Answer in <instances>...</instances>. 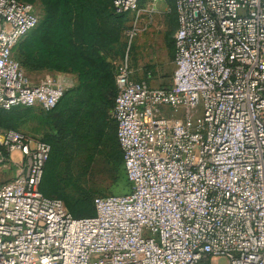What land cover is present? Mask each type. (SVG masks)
I'll use <instances>...</instances> for the list:
<instances>
[{"label":"built area","instance_id":"obj_1","mask_svg":"<svg viewBox=\"0 0 264 264\" xmlns=\"http://www.w3.org/2000/svg\"><path fill=\"white\" fill-rule=\"evenodd\" d=\"M173 4L169 85L128 66L116 76L130 193L97 197L94 216L75 218L41 192L51 145L0 133V264H264V0ZM112 7L142 16V0ZM40 21L32 4L0 0L1 110L51 112L73 87L33 83L15 59Z\"/></svg>","mask_w":264,"mask_h":264},{"label":"rangeland","instance_id":"obj_2","mask_svg":"<svg viewBox=\"0 0 264 264\" xmlns=\"http://www.w3.org/2000/svg\"><path fill=\"white\" fill-rule=\"evenodd\" d=\"M21 1L32 4L41 21L18 44L15 59L33 83L67 77L74 84L54 112L39 107L0 109V133L14 128L35 139H50L53 150L43 192L60 199L74 216L89 217L91 205L69 197L129 191L123 163L113 160L116 76L128 66L137 81L169 85L178 31L173 0H142L138 22L134 15L115 16L111 0ZM13 157L18 160L20 155ZM112 166L121 169L115 182ZM216 264L228 261L220 258Z\"/></svg>","mask_w":264,"mask_h":264},{"label":"trees","instance_id":"obj_3","mask_svg":"<svg viewBox=\"0 0 264 264\" xmlns=\"http://www.w3.org/2000/svg\"><path fill=\"white\" fill-rule=\"evenodd\" d=\"M25 2V1H24ZM111 2H112V0H111ZM29 3V2H28ZM112 9H113V7H112ZM173 9H174V4H173ZM174 11H175V9H174ZM113 14L115 15V16H118V17H123V16H119V15H116L115 13H114V10H113ZM70 92H68L66 95H65V97L69 94ZM117 93H118V90H117V88H116V94H115V97H114V100H113V103H112V112H111V115H112V119L114 120V122H115V124H116V121H115V119H114V117H113V109H114V105H115V99H116V97H117ZM64 97V98H65ZM63 98V99H64ZM62 99V100H63ZM106 100V90H103V92H102V95H101V102H103L104 103V101ZM62 102V101H61ZM61 102H60V104H61ZM59 104V105H60ZM59 105H58V107H59ZM57 107V108H58ZM57 108L55 109V110H57ZM54 110V111H55ZM54 111H51V112H54ZM51 112H49V113H51ZM11 130H16V131H18L17 129H11ZM42 141H44V142H47V143H49L50 145H51V154H50V157H51V155H52V150H53V143H52V141L50 140V139H41ZM116 143H114V145H113V149H114V158H113V160L116 162V163H118V162H122L123 163V165H124V156H123V151H122V149H121V146H120V144H119V141H118V137H117V124H116ZM50 157H49V160H50ZM49 160H48V162H49ZM48 162H47V165H48ZM47 165H46V168H45V173H44V178H45V175H46V171H47ZM113 168H111L110 169V171H111V173H112V175H115L116 176V178L114 179V182L115 181H117L118 179H119V175H121V169L120 168H118V169H116L115 170V167L114 166H112ZM123 170H124V172H125V175H126V171H125V166H124V168H123ZM122 170V171H123ZM120 171V172H119ZM44 178H43V182H42V185H41V192L45 195V196H47V197H49V198H52V197H50V196H48V195H46L44 192H43V184H44ZM126 179H127V176H126ZM127 182H128V185H129V191H128V193H130L131 192V184L129 183V181H128V179H127ZM128 193H125V194H128ZM125 194H120V195H125ZM106 196H110V195H96V196H90L89 194H85L83 197H80V198H75V197H69V198H74V199H77V200H83V201H86V202H88L91 206V209H92V215L91 216H94L95 215V213H96V211H95V206H94V200L97 198V197H106ZM67 197V196H66ZM52 199H55V198H52ZM58 200H60V199H58ZM72 214V213H71ZM73 215V214H72ZM91 216H89V217H91ZM73 217H75V218H79V217H76V216H74L73 215ZM82 218H86V217H82Z\"/></svg>","mask_w":264,"mask_h":264}]
</instances>
